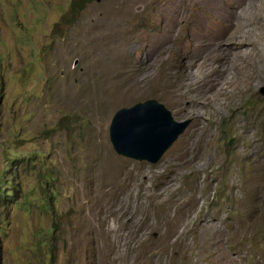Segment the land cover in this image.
Segmentation results:
<instances>
[{
  "label": "rangeland",
  "instance_id": "rangeland-1",
  "mask_svg": "<svg viewBox=\"0 0 264 264\" xmlns=\"http://www.w3.org/2000/svg\"><path fill=\"white\" fill-rule=\"evenodd\" d=\"M263 88L264 0H0V142L37 152L18 189L45 166L59 190L53 213L0 205V264H264ZM149 98L191 118L156 163L109 134Z\"/></svg>",
  "mask_w": 264,
  "mask_h": 264
},
{
  "label": "water",
  "instance_id": "water-1",
  "mask_svg": "<svg viewBox=\"0 0 264 264\" xmlns=\"http://www.w3.org/2000/svg\"><path fill=\"white\" fill-rule=\"evenodd\" d=\"M190 122L191 118L176 120L163 103L149 98L114 113L110 140L117 153L156 163Z\"/></svg>",
  "mask_w": 264,
  "mask_h": 264
},
{
  "label": "trees",
  "instance_id": "trees-1",
  "mask_svg": "<svg viewBox=\"0 0 264 264\" xmlns=\"http://www.w3.org/2000/svg\"><path fill=\"white\" fill-rule=\"evenodd\" d=\"M8 130L7 137L0 142V205H13L18 201L19 208L30 212L34 208V203H36L42 210L53 213L54 203L59 195V190L56 187V175L45 166H42L44 171L39 178L42 188L40 195H36L33 192V187L18 189L16 186L18 175L21 174L22 179L28 182L31 172L35 170V163L31 164V162L34 161V156L37 152L22 150L21 145L25 138L13 126L8 127ZM20 185L22 184L20 183ZM20 192L21 195L18 197ZM38 227L40 229L38 233H41L42 237L39 242L34 241L36 248H40L42 245H50L54 235V228L51 227L50 231H44L43 225Z\"/></svg>",
  "mask_w": 264,
  "mask_h": 264
},
{
  "label": "bare ground",
  "instance_id": "bare-ground-1",
  "mask_svg": "<svg viewBox=\"0 0 264 264\" xmlns=\"http://www.w3.org/2000/svg\"><path fill=\"white\" fill-rule=\"evenodd\" d=\"M177 21H178V18L177 17H175L172 21H171V24L169 25V27H170V29H172L173 31H175L176 30V28H177ZM198 22H199V20H197ZM197 22V23H198ZM247 42V40L246 39H243V38H241V39H239V40H237V39H235V42L234 43H230L227 39H226V43L229 45V46H239L240 44H244V43H246ZM171 44L172 43H168L167 45H164V46H162V47H160V48H157V50L156 51H158V52H163V51H166V50H168L167 49V47L168 46H171ZM115 45V44H114ZM173 45V44H172ZM174 48V47H173ZM208 48V45L207 44H205V48L204 49H207ZM174 50V49H173ZM179 51V50H178ZM155 52V50H153V49H151V47L149 48V49H147L146 50V53H147V55H146V57L147 58H153V55L155 54L154 53ZM160 53V54H161ZM202 54H203V48H202V46H201V49H198L197 47H194V49L193 50H191V51H188L187 53H186V55H185V59H184V65L186 66V70H189V69H192V68H194V67H197V68H200V60H201V56H202ZM184 56V55H183ZM114 57V56H113ZM163 58V57H162ZM154 59V58H153ZM166 59V58H165ZM166 61V60H165ZM164 61V62H165ZM164 64V63H163ZM166 64V63H165ZM150 65V64H149ZM184 65H182V66H184ZM152 69V68H151ZM183 70H184V68H183ZM197 70V69H196ZM189 75H190V77H191V74H192V70H190V71H188L187 72ZM186 73V71H185V73H184V75H187L188 77H189V75ZM194 74V73H193ZM159 75V74H158ZM153 77V76H152ZM194 77V76H193ZM192 78V77H191ZM150 80V79H149ZM181 84V83H180ZM221 85V84H220Z\"/></svg>",
  "mask_w": 264,
  "mask_h": 264
}]
</instances>
